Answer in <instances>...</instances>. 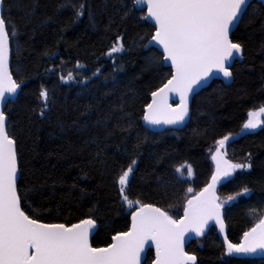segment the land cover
<instances>
[{
  "label": "trees",
  "instance_id": "1",
  "mask_svg": "<svg viewBox=\"0 0 264 264\" xmlns=\"http://www.w3.org/2000/svg\"><path fill=\"white\" fill-rule=\"evenodd\" d=\"M133 1L3 0L1 15L15 31L10 71L19 84L3 112L16 146L21 209L45 223L91 218V245L104 246L127 229L128 201L177 219L211 175L210 148L230 137L224 156L247 167L234 169L217 194L226 237L237 243L264 212V116L255 129H242L248 112L264 107V6L249 3L231 34L243 50L232 82L213 80L193 96L183 128L155 133L141 125L142 109L171 72L161 53L144 49L154 27ZM118 39L123 50L111 53ZM133 161L122 194L118 177ZM186 252L197 264H264V257L227 256L212 226ZM151 260L148 251L144 264Z\"/></svg>",
  "mask_w": 264,
  "mask_h": 264
},
{
  "label": "snow or ice",
  "instance_id": "2",
  "mask_svg": "<svg viewBox=\"0 0 264 264\" xmlns=\"http://www.w3.org/2000/svg\"><path fill=\"white\" fill-rule=\"evenodd\" d=\"M134 4L146 5L145 19L150 18L156 26L152 39L162 46L164 58L175 69L172 78L152 93L153 101L143 118L153 125L180 123L187 115V97L194 85L206 80L213 71L222 73L225 78L231 77L226 65L234 54L242 52V47L230 40L229 31L243 13L247 0H134ZM81 14L78 10L77 15ZM10 35L14 36L15 31L8 30L5 19L0 17V104L7 102L6 93L13 95L19 87L8 67ZM122 50L118 39L111 53ZM169 92L180 95L179 108L167 103ZM40 96L44 100L48 98L45 91H41ZM261 115H264V107L249 112L243 127L255 129L261 123L257 119ZM227 139L218 141L220 148ZM212 159L217 162L212 183L195 200L188 201L183 220H173L158 207L141 205L132 215L131 231L114 236L115 242L109 247L94 248L88 242L93 220L85 219L66 227L62 223H41L21 209L15 141L9 136L4 112L0 111V264H139L140 253L148 241L155 244L156 264H195L196 257L183 250L184 236L189 231L196 236L203 235L210 220H215L224 232L220 215L223 203L215 194L216 184L222 176L231 175L233 169L247 167L226 160L222 166L219 149ZM134 165L135 161L118 177L122 194ZM187 175H192L191 167L187 168ZM124 199L128 201L127 195ZM128 203L132 207L133 202ZM225 243L229 255L264 250V220L244 233L242 243L233 244L227 239Z\"/></svg>",
  "mask_w": 264,
  "mask_h": 264
},
{
  "label": "water",
  "instance_id": "3",
  "mask_svg": "<svg viewBox=\"0 0 264 264\" xmlns=\"http://www.w3.org/2000/svg\"><path fill=\"white\" fill-rule=\"evenodd\" d=\"M252 1H256V2H259L261 3L263 6H264V0H247V5L249 3H251ZM247 5L245 6V8L247 7ZM133 6L135 7V9L137 10H142L144 9V19L145 17H147V7L146 5H135L134 4V1H133ZM2 7H3V3L0 4V17H2ZM244 8V10H245ZM244 12V11H243ZM243 14V13H242ZM241 14V15H242ZM241 15L239 16V18L237 19V21L234 22V24L230 27V31H229V38L231 40V34L232 32L235 30V28L237 27L238 25V22L241 18ZM145 21L147 23H149L150 25H152L154 27V32H153V35L151 36V38L147 41V43L145 44L144 46V49H148V48H155L159 53H161L162 55V64L164 67H169L170 68V77L165 81V83H163L160 87H158L157 89H155L154 91H152L150 94H149V100L147 102V104L143 107L142 109V116L140 118V122H141V125L146 128L147 130L151 131V132H160L166 128H170V129H181L184 127V125L188 122L189 120V117H190V105H191V101H192V98L195 94H197L199 91H201L202 89H204L205 87H207L213 80H219L222 82L223 85L227 86L229 85L231 82H232V75L231 77L229 78H225L223 76L222 73H217L215 71H213L206 80H201L200 83L194 85L193 87V90L188 94V97H187V108H188V111H187V115L184 117V120L180 123H177V124H159V125H153V124H149L147 121L144 120V116L147 114V108H148V105L152 103L153 101V97H152V93L153 92H157L159 91L160 88H162L168 80H170L172 78V76L175 74V69L172 67L171 65V62L166 60L164 58V52H163V48L162 46L158 45L153 39L152 37L155 35V31H156V26H155V23L154 21H152L150 18L149 19H145ZM10 59H11V49H10V39H9V58H8V67H9V72L11 74V71H10ZM243 60V50L240 54H234V56L232 58H230V61H229V64L226 65V67L229 68V71H231V67L233 65V63L235 61H238V62H241ZM12 76V74H11ZM12 79H13V76H12ZM14 80V79H13ZM15 81V80H14ZM19 91V87L17 88V91L15 94L13 95H9V94H5L6 97H7V102L10 101V102H13L17 96V93ZM42 100H44L42 98ZM5 102L4 104H0V111H4V107L6 105ZM167 103L172 107V108H179L180 107V104H181V98H180V95L176 92H169L168 93V96H167ZM5 115V114H4ZM5 123L7 125V117L5 115ZM230 137H228V139L225 141V144L224 146H226V144L230 141ZM220 141V140H218ZM218 143V142H217ZM223 146V147H224ZM219 149L220 151V154H221V164L223 166V161H228L230 164H233L231 161H229L223 154L222 152V149L220 148L219 144H218V147L217 149L213 152V154L211 155V159L213 157V155L216 154L217 150ZM15 150H16V146H15ZM212 162H213V170L211 172V175L207 181V183L198 191H196L193 195H191L190 197H188L182 207V210L180 212V216L177 218V219H174L173 217H171L169 214V216L173 219V220H177V221H181L184 219V211H185V208L187 207L188 205V201L189 200H195V198L201 193L203 192V190L205 188H207L211 183H212V176L216 173V165H217V162L215 160L212 159ZM234 174V169L231 171V175L229 176H222L219 181L217 182L216 184V187H215V194L216 196L218 197L217 195V191H218V188L223 185L224 183H226L228 180H230L232 178ZM17 177H19V173L17 172ZM18 181V179H17ZM21 204V203H20ZM141 205H151L152 207H157L155 205H152V204H133V209L129 212V215H128V227L125 231L123 232H119V233H116L114 235H112L110 237V241L108 244L104 245V246H99V247H94V248H105V247H109L112 243H114L115 241L113 240V237L116 236V235H119V234H122V233H125V232H128V231H131L132 229V215L134 214L135 211H138L141 207ZM159 208V207H158ZM161 209V208H160ZM162 211L166 212L165 210L161 209ZM167 213V212H166ZM220 215H221V219L223 220V211H222V208L220 209ZM85 219H91V218H85ZM85 219H82V220H79L77 222H74L70 225H65L66 227H71L72 225L74 224H78L80 223L81 221L85 220ZM93 220V219H91ZM261 220H264V212L261 216V218L255 223L253 224L250 228H248L245 232H248V231H251V229L253 227H256L257 224L260 223ZM41 222V221H39ZM224 222V221H223ZM41 223H45V222H41ZM93 223H94V226L91 227L89 229V234H88V242H89V245L91 247H93L91 245V239L92 237L94 236L95 232L97 231V224L95 223V221L93 220ZM214 227L215 231H216V234H217V237L219 238V240L221 241L222 243V247H223V250H224V253L229 256V257H232V258H260V257H264V250H260L258 249L256 252L254 253H247V254H244V253H233L231 255L227 254V245L225 243V239H227L226 237V232H225V223H224V232H221L220 231V226L219 224L216 223L215 220H210L208 225L205 227L204 229V234L201 235V236H196L194 232H191L189 231L183 238V250L184 252L187 254V255H192V256H195L194 254L192 253H188L186 252V247L187 245L192 241V240H196V239H200L202 238L205 233L207 232V230L209 229V227ZM244 232V233H245ZM244 233L242 234L240 240L237 242V243H233V244H240L243 242V236H244ZM228 241V239H227ZM229 242V241H228ZM231 243V242H230ZM148 251H151L152 253V260L150 261L149 264H156V247H155V244L152 242V241H148L145 245H144V248L143 250L141 251L140 253V260H139V264H144L145 262V258H146V255H147V252ZM196 257V256H195ZM195 264H197V258H196V261H195Z\"/></svg>",
  "mask_w": 264,
  "mask_h": 264
},
{
  "label": "rangeland",
  "instance_id": "4",
  "mask_svg": "<svg viewBox=\"0 0 264 264\" xmlns=\"http://www.w3.org/2000/svg\"><path fill=\"white\" fill-rule=\"evenodd\" d=\"M251 111H259V109H257V110H251ZM251 111H249V112H251ZM249 112H248V115H247V120H246V122L248 121V119H249ZM262 116H264V115H261V116H259V117H257V119L260 121V122H262ZM245 122V123H246ZM244 126V125H243ZM242 129H245L244 127H242ZM217 147H218V144L216 143L215 145H213L211 148H210V150H209V152H208V155H207V157H208V160H209V162H210V164H211V169L213 170V167H214V165H213V162H212V159H211V155L213 154V152L217 149ZM212 172V171H211ZM245 189H247V191L245 192ZM249 192V190H248V188L247 187H245L243 190H242V195H244V194H247ZM218 195V194H217ZM236 196H238V193H236V194H233V195H230V196H227V198L228 197H236Z\"/></svg>",
  "mask_w": 264,
  "mask_h": 264
},
{
  "label": "flooded vegetation",
  "instance_id": "5",
  "mask_svg": "<svg viewBox=\"0 0 264 264\" xmlns=\"http://www.w3.org/2000/svg\"><path fill=\"white\" fill-rule=\"evenodd\" d=\"M225 147V146H224ZM224 147L223 148H221V149H224Z\"/></svg>",
  "mask_w": 264,
  "mask_h": 264
}]
</instances>
